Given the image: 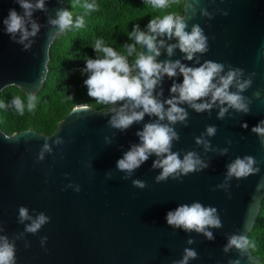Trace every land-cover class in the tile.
I'll return each mask as SVG.
<instances>
[{"label": "water", "instance_id": "1", "mask_svg": "<svg viewBox=\"0 0 264 264\" xmlns=\"http://www.w3.org/2000/svg\"><path fill=\"white\" fill-rule=\"evenodd\" d=\"M46 7L47 12L33 14L41 29L32 38L35 41L32 47L25 51L23 45L13 42L4 32L2 23L9 9L17 12L22 9L14 0H0V93L12 85L27 94L37 93L43 87L50 49L47 34L56 31L47 21L49 16L55 18L57 9L67 10L63 0H46ZM201 7H206L214 18L202 17L198 10L193 17L191 7L185 9L187 30L190 31L192 24H199L209 38V51L200 56L201 63L212 60L230 64L243 69L244 78L255 73L252 86L243 93L253 101L250 113L237 114L230 110V115L219 120L217 107L209 116L207 112L198 114L182 105L189 112L188 127L175 126L180 140L174 142L173 151H180L182 158L184 152L194 150L209 164L203 171L182 177V183L172 179L155 182L160 171L152 168L155 155L129 179H123L125 173L116 168L124 152L140 142L136 132L154 117L146 115L143 121L120 132L108 126L111 113L107 110L97 111L88 106L80 111L82 105H77L50 135L33 128L7 134L0 128V225L5 229L0 234L11 239L24 232V225L17 222L20 206L27 207L30 215H35L34 209L50 217V222L37 234L25 233L15 241L16 264H172L181 259L186 247L198 253V259L189 264H228L235 259H240L241 264H261L250 251L251 256L246 252L241 257L235 249L224 253L223 247L228 235L248 234L264 197V188L257 191V185L264 180V146L251 132L253 126L264 120V0H202ZM221 10H226L228 15H221ZM158 39H165L166 44L176 43L175 39ZM141 50L146 48L141 46ZM160 52L158 62L179 59L189 66H198L194 61L184 60L179 49L171 57L165 48ZM182 79L179 73L171 79L165 76L156 89L158 93L162 88L163 95L157 98L168 99L173 80L180 83ZM256 91L261 92L260 99L254 98ZM245 122L247 129L241 127ZM211 125L217 128L216 135L205 138L213 149L229 148L227 155L205 151L203 145L195 143V137ZM56 136L63 137L65 143L53 144ZM105 137L111 142L107 143ZM45 139L52 151L37 162ZM227 140L232 141L231 146ZM245 155L260 162V172L246 179L233 178L228 192L213 190L223 182L226 165ZM108 173L112 174L111 178L107 177ZM133 179L146 182L147 187L134 188ZM69 183L80 185V192L72 188L63 190ZM192 202L217 209L223 227L211 229L213 241L202 234L168 226L167 212ZM44 236L47 242L41 246L40 238ZM189 238L195 243L188 245ZM25 241L30 247L25 248Z\"/></svg>", "mask_w": 264, "mask_h": 264}, {"label": "clouds", "instance_id": "2", "mask_svg": "<svg viewBox=\"0 0 264 264\" xmlns=\"http://www.w3.org/2000/svg\"><path fill=\"white\" fill-rule=\"evenodd\" d=\"M14 2L20 6L22 12H17L14 8L9 9L7 17L2 21L4 32L13 42L23 45V50L27 51L35 42L32 38H35L41 29V25L33 19V14L37 11H48L46 0H14ZM144 3L154 9L164 10L172 8L180 3V0H144ZM201 3L202 0H191L189 4L187 0L182 14L171 11L151 18L146 26L147 31L140 30L139 25H134L133 30L128 34L129 40L133 42L123 45V52H118L112 46H106L102 39H96L92 48L97 58L85 59L86 66L82 69V73L88 74V78L84 80L87 94L94 98L97 104L107 106L106 112L111 113L107 122L110 128L124 132L134 123L143 121L146 115L155 118L152 122L145 123L142 130L136 132L140 142L131 145L130 149L117 160V170L125 173L123 179L131 178L134 171L153 155L156 159L152 163V168L160 170L154 178L156 183L169 179L182 183V177L209 167V164L194 150L184 152L182 158L180 151H173L174 142L180 140L175 126L180 124L188 127L189 112L182 105H187L198 114L207 112L209 116L211 110L217 107L216 118L219 120H223L226 114L230 115V110L237 114L250 113V105L253 101L243 93L252 86L255 73H249L247 78H244V70L230 64L212 60L201 63L200 56L209 51V38L199 24H192L190 31L187 30L185 11L187 7H191L193 17L198 10L202 17L213 19L214 15L206 7H201ZM82 7L88 12L96 10V0L83 3ZM221 15L227 16L228 12L221 10ZM47 23L56 29L55 32L50 30L47 34L49 47L53 40L66 30L73 27L83 28L85 19L84 15H77L74 19L70 10L61 8L55 11V18L49 16ZM160 37H165L167 40L175 39L176 43L166 44L165 39H158ZM141 46L146 48V51L141 50ZM161 48L166 49L169 57L179 49L184 54V60L194 61L198 66H189L179 59L158 62L157 57L161 55ZM133 54H135L134 58L130 62L129 57H133ZM178 73L183 78L182 82L176 83L173 80L169 89L170 97L166 100L158 99V96L163 95V89L161 88L158 93L156 89L161 85L164 77L175 78ZM253 96L255 99H260L261 92H254ZM36 104L35 93L28 92L26 103L20 96H15L7 105L0 103V108H13L16 113L23 116L26 109L28 112L34 111ZM87 109L88 105L84 104L80 111ZM241 127L247 129L248 125L245 122ZM216 132V126H206L205 131L195 137V143L203 145L205 151H215L221 156L227 155L229 148L213 149L210 140L205 138L214 137ZM251 132L256 134L260 144L264 146V120L253 126ZM5 137L12 139L7 135ZM105 140L107 143L111 142L107 137ZM52 143L62 145L65 141L63 137L56 136ZM226 143L231 146L232 141L227 140ZM51 151L52 148L45 139L37 156V162L43 161L45 153ZM259 163L250 155L237 156L226 165L223 182L216 185L213 190L222 189L228 192L233 178L241 180L258 174ZM111 175L108 173L107 177L111 178ZM65 176L67 178L68 174L66 173ZM132 186L144 189L147 184L142 180L133 179ZM68 188H72L77 193L81 190L80 185L73 183L65 185L63 190ZM262 188H264V180L257 185V191ZM32 211L35 212L34 216L30 215L29 209L25 206H20L18 209L17 222L24 225V232L11 239L7 235L0 234V264H16L15 241L22 238L25 233L37 234L50 222V217L44 212H36L34 209ZM166 221L173 229L202 234L209 241L215 239L211 229L223 227L217 209L200 202L181 204L175 210L168 211ZM4 231L5 229L0 225V233ZM46 242V236L40 238L41 246ZM186 243L192 245L195 240L189 238ZM27 247H30V244L25 241V248ZM250 248H255V243L250 241L248 236L230 234L227 236L223 252L227 254L235 249L243 257L246 252L250 255ZM195 259H198L197 251L186 247L181 259L172 261V264H189ZM228 264H241V260H229Z\"/></svg>", "mask_w": 264, "mask_h": 264}, {"label": "trees", "instance_id": "3", "mask_svg": "<svg viewBox=\"0 0 264 264\" xmlns=\"http://www.w3.org/2000/svg\"><path fill=\"white\" fill-rule=\"evenodd\" d=\"M63 1L74 19L77 15H84L85 25L81 29L73 27L66 30L50 45L48 72L43 87L35 93L37 104L34 111L28 112L26 109L21 116L13 108H0V128L7 134L33 128L41 134L50 135L77 105L87 104L97 111L107 110V106L97 104L94 98L88 96L84 84L88 74L82 73L86 66L85 59L97 58L92 48L95 40L102 39L106 46L123 52L122 46L133 42L128 34L134 25L147 31L146 26L151 18L171 11L182 14L185 2L180 0L172 8L158 10L145 4L144 0H96V10L88 12L82 5L91 0ZM134 55L129 57L130 62ZM27 95L16 86H8L0 93V103L7 105L15 96H20L26 103ZM246 236L255 243V248L249 251L264 264V197L255 223Z\"/></svg>", "mask_w": 264, "mask_h": 264}, {"label": "flooded vegetation", "instance_id": "4", "mask_svg": "<svg viewBox=\"0 0 264 264\" xmlns=\"http://www.w3.org/2000/svg\"><path fill=\"white\" fill-rule=\"evenodd\" d=\"M20 131H22V130H20ZM14 132H18V131H14ZM14 132H12V133H14Z\"/></svg>", "mask_w": 264, "mask_h": 264}]
</instances>
